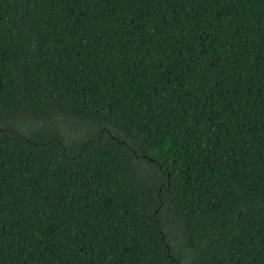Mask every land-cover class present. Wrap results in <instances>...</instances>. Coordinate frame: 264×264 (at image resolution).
Masks as SVG:
<instances>
[{
	"label": "trees",
	"instance_id": "1",
	"mask_svg": "<svg viewBox=\"0 0 264 264\" xmlns=\"http://www.w3.org/2000/svg\"><path fill=\"white\" fill-rule=\"evenodd\" d=\"M0 264H264V0H0Z\"/></svg>",
	"mask_w": 264,
	"mask_h": 264
}]
</instances>
